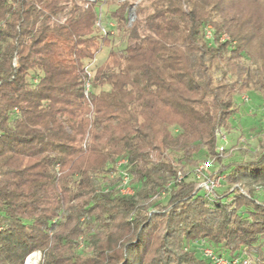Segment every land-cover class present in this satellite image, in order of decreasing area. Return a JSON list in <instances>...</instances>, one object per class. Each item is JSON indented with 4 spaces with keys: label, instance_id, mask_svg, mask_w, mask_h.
Instances as JSON below:
<instances>
[{
    "label": "trees",
    "instance_id": "trees-1",
    "mask_svg": "<svg viewBox=\"0 0 264 264\" xmlns=\"http://www.w3.org/2000/svg\"><path fill=\"white\" fill-rule=\"evenodd\" d=\"M99 7L0 0V264H264V133L217 157L235 97L264 98V0H107L122 49ZM211 160L212 200L189 179Z\"/></svg>",
    "mask_w": 264,
    "mask_h": 264
},
{
    "label": "rangeland",
    "instance_id": "rangeland-1",
    "mask_svg": "<svg viewBox=\"0 0 264 264\" xmlns=\"http://www.w3.org/2000/svg\"><path fill=\"white\" fill-rule=\"evenodd\" d=\"M142 0H131V2L136 6ZM116 3L118 1L116 0ZM114 6L106 8L105 11L110 12L114 10ZM103 10V9H102ZM134 8H130L128 11V20L132 23L134 20L133 14ZM104 15V12H103ZM104 19L105 15H104ZM96 31V30H95ZM97 32V31H96ZM112 40V46L115 49H122L124 47V41L120 33L116 31V29L112 30V35L110 36ZM109 48L102 47L99 52L96 54L94 60L92 61V67L94 73L95 66L101 64L107 54ZM247 96L248 101H242V97ZM235 102L239 106V112L236 113L233 118L231 119V125L233 126L230 133L220 132L222 133L220 136L217 137V147L223 148V150H219L217 157L222 159L224 164H228L235 160L242 159V152L243 150H249L253 152L255 150L254 146V138L260 136L264 133V98H255L253 94L248 93L245 95L235 97ZM224 136V137H223ZM240 148V150H239ZM228 150V151H227ZM244 156V155H243ZM213 162V160H211ZM218 165H210L206 168V174H210L212 171H216L218 169ZM183 177V174H181ZM189 179L196 182V187L203 193V190L200 188L198 181L194 178V176L189 174ZM216 181L219 179L217 186L211 193V196L214 198L217 195H221L222 192L226 189V185L224 183L223 176L212 178ZM236 186L233 187V190H237ZM254 190L264 198V189L261 190L258 187H254ZM242 194L246 195L245 192L240 191ZM212 198H210L211 200ZM250 260V259H249ZM25 264H39L38 260V253L35 252L29 255L25 259Z\"/></svg>",
    "mask_w": 264,
    "mask_h": 264
},
{
    "label": "built area",
    "instance_id": "built-area-1",
    "mask_svg": "<svg viewBox=\"0 0 264 264\" xmlns=\"http://www.w3.org/2000/svg\"><path fill=\"white\" fill-rule=\"evenodd\" d=\"M74 1L81 3L84 7H87L89 3H95V2L99 3L100 7L98 8V12H97L96 20H95V29L98 32V34H100L101 36H107V35L111 36L112 35V30L115 28V23L113 21L104 19V15L102 11V6L106 3L107 0H74ZM117 1L119 3H122V2H127L129 0H117ZM204 38L208 42L212 41L213 35H212V30L210 27H206L204 29ZM225 39H227V37L223 36L222 40H225ZM91 67H92V62L86 65L84 68V71L87 75V80L85 82V90H84V94L86 97L89 91V81L92 77ZM242 101L247 102L248 101L247 96L242 97ZM221 134L222 133L219 132L218 136L221 137L220 136ZM219 150H223V148H218V151ZM122 163L123 162H120L118 166ZM211 164H212V161L199 165L192 172V175L194 176L196 181H198L200 188L203 190L204 196L208 199L210 198L214 199V197L211 196V193L214 190V188L217 186V183L219 181V179H216L215 181L214 179L210 178L206 174V168L210 166ZM181 179H182L181 174H178L177 179L175 180L176 183L179 182ZM128 184H129V179L127 177H124L123 182H122V187H121L122 194L132 193L130 186ZM169 186L170 184L168 185V187ZM201 254H202V257L207 259L211 264H250V260L247 256L243 258L231 259L230 261H228L214 254V252L209 248H204ZM38 260L40 261L39 253H38Z\"/></svg>",
    "mask_w": 264,
    "mask_h": 264
}]
</instances>
